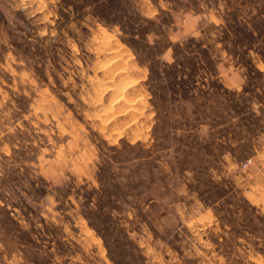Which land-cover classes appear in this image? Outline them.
<instances>
[{
  "label": "rangeland",
  "instance_id": "rangeland-1",
  "mask_svg": "<svg viewBox=\"0 0 264 264\" xmlns=\"http://www.w3.org/2000/svg\"><path fill=\"white\" fill-rule=\"evenodd\" d=\"M0 264H264V0H0Z\"/></svg>",
  "mask_w": 264,
  "mask_h": 264
},
{
  "label": "bare ground",
  "instance_id": "bare-ground-1",
  "mask_svg": "<svg viewBox=\"0 0 264 264\" xmlns=\"http://www.w3.org/2000/svg\"><path fill=\"white\" fill-rule=\"evenodd\" d=\"M114 43H115V42H114ZM108 62H110V61H108ZM105 68H106V67H105ZM113 68H114V66H113ZM110 69H111V68H110ZM121 75H122V74H121ZM117 78H118V77H117ZM131 78H132V77H131ZM118 79H119V78H118ZM120 80H121V82H126V81L128 82L126 76L121 77ZM106 81H107V80H106ZM112 82H114V81H112ZM119 82H120V81H119ZM128 83H129V82H128ZM137 83H138V82H137ZM119 84H120V83H119ZM114 86H115V85H114ZM119 86H120V85H119ZM116 88H118V87H116ZM116 88H115V89H116ZM99 89H101V88H99ZM115 89H114V90H115ZM102 90H103V89H102ZM116 90H117V89H116ZM118 90H119V89H118ZM121 100H122V99H121Z\"/></svg>",
  "mask_w": 264,
  "mask_h": 264
}]
</instances>
